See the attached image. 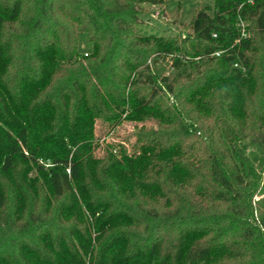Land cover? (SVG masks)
<instances>
[{
	"label": "trees",
	"instance_id": "trees-1",
	"mask_svg": "<svg viewBox=\"0 0 264 264\" xmlns=\"http://www.w3.org/2000/svg\"><path fill=\"white\" fill-rule=\"evenodd\" d=\"M29 1L0 0V264H264V0L185 37L137 29L170 0ZM100 119L157 147L97 158Z\"/></svg>",
	"mask_w": 264,
	"mask_h": 264
},
{
	"label": "rangeland",
	"instance_id": "rangeland-1",
	"mask_svg": "<svg viewBox=\"0 0 264 264\" xmlns=\"http://www.w3.org/2000/svg\"><path fill=\"white\" fill-rule=\"evenodd\" d=\"M31 1L32 0L29 1L27 8H31ZM211 4L212 2L207 0H170L166 3L164 10L145 5L143 9V23L138 25L137 29L146 35L164 36L165 34H172L185 37L192 32L188 23L194 12L197 9ZM212 12V10L209 11L210 14H212ZM248 23L247 21L240 22L241 26L244 28H247ZM79 47L81 52L89 51V46L83 36L81 37ZM254 56L256 58L255 73L258 79V88L253 94V97L259 100V102H262L264 101V49L260 47V50L254 53ZM18 57L19 55H17L13 67L17 65L16 68H19L21 66ZM9 83L12 84L13 82ZM246 109L248 112V108ZM144 125L150 126L151 123L124 121L122 124L113 125L101 119L97 120L94 127V135L96 136L95 156L97 158H104L108 148L117 156H121L122 152L126 154H140L155 149L157 146L148 145L146 135L141 134L140 128ZM259 125V121L258 123L250 121L249 118L245 130L249 133V131L258 128ZM250 142L251 138H246V152L253 162L258 165V150L255 145H250ZM256 169L260 173L261 184L264 186V169L262 170L260 166H257ZM32 172H34V170ZM263 197L264 192L257 193V195L254 196V203Z\"/></svg>",
	"mask_w": 264,
	"mask_h": 264
},
{
	"label": "built area",
	"instance_id": "built-area-1",
	"mask_svg": "<svg viewBox=\"0 0 264 264\" xmlns=\"http://www.w3.org/2000/svg\"><path fill=\"white\" fill-rule=\"evenodd\" d=\"M236 66H237V64H236Z\"/></svg>",
	"mask_w": 264,
	"mask_h": 264
}]
</instances>
